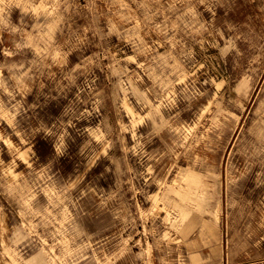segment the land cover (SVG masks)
<instances>
[{
    "label": "rangeland",
    "instance_id": "374dc122",
    "mask_svg": "<svg viewBox=\"0 0 264 264\" xmlns=\"http://www.w3.org/2000/svg\"><path fill=\"white\" fill-rule=\"evenodd\" d=\"M0 264H264V0H0Z\"/></svg>",
    "mask_w": 264,
    "mask_h": 264
},
{
    "label": "bare ground",
    "instance_id": "6f19581e",
    "mask_svg": "<svg viewBox=\"0 0 264 264\" xmlns=\"http://www.w3.org/2000/svg\"><path fill=\"white\" fill-rule=\"evenodd\" d=\"M194 183L197 185L201 184V181L193 179ZM189 186L187 188V190H184L181 194H180V202L178 203V207L180 209V214L181 217L184 219H188L189 216L193 213L192 208L190 206V204L195 201L198 197L197 194H195V196H193L192 192L189 190ZM197 223V216L194 217V219H191V221L189 222V225L187 227L183 228V231L186 233L188 229L190 228H194L195 224ZM182 231V233H183ZM192 260L193 262H198L199 259L195 258V256H192Z\"/></svg>",
    "mask_w": 264,
    "mask_h": 264
}]
</instances>
